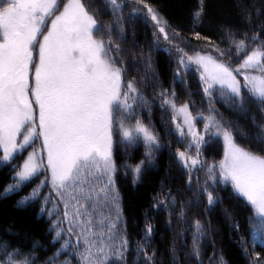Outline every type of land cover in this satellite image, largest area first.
Here are the masks:
<instances>
[{
  "label": "snow or ice",
  "instance_id": "obj_1",
  "mask_svg": "<svg viewBox=\"0 0 264 264\" xmlns=\"http://www.w3.org/2000/svg\"><path fill=\"white\" fill-rule=\"evenodd\" d=\"M102 2L104 9L116 17V24H101L91 4L85 0H0V171L8 168L13 181L5 187L4 193L20 189L26 182L38 178L42 171H47L50 177L45 176L31 194L18 203L22 205L37 198L40 189L49 184L63 202L62 219L58 217L52 225L55 230L53 245L60 240L63 243L43 264H72L73 257L77 264H127L129 239L120 227L122 209L115 187L118 169L113 153L117 137L119 143L126 146L142 142L144 155L150 163L155 151L163 147L158 134L143 123L137 112L139 107L151 114V103L137 87L136 77L126 79L128 68L120 55L121 45L114 43L111 35L118 30L120 38H126L125 27L120 21L128 0ZM131 2L140 6L132 8L133 13L143 10L145 21L150 18L152 22L151 43L157 49L163 48L170 57L175 53L173 83L186 85L187 75L194 71L199 74L202 92L209 101L208 115L202 111L194 115L190 110L194 102L178 105L174 87L170 93L161 89L157 94L161 110L171 112L170 134L185 145L183 151L177 149L174 155L186 170V186L190 191L193 172L204 171L203 185L198 176L195 178L199 187L196 199L189 204H199V196L206 195L208 210H211L222 203V198L213 191L223 185L230 197L243 199L254 210L258 227L254 225L253 232L264 231V123L258 121L255 114L248 116L254 108L264 119V40L259 33L253 34L251 41L258 43L249 51L247 33L244 39L237 40L236 33L227 30L237 57L243 54L242 61L233 67L195 49L189 54L185 50L189 47L186 38L175 29L169 32L171 26L156 8L146 0ZM203 11L201 0V8L195 14L197 22ZM260 12L256 9L257 15ZM246 23L252 24L251 13ZM259 27L264 32V24ZM97 32H107L108 38H97ZM194 35L212 44L210 38L201 37L199 32ZM215 47L221 57L225 55L224 50ZM149 74L155 75L150 54L143 77L145 87L149 86ZM214 93L231 110L250 119L258 130L246 132L237 124L239 139L252 147L238 143L232 127L217 118ZM132 120L135 123L129 124ZM200 121H203L202 130L197 128ZM38 140L41 141L39 150ZM220 141L223 158L212 163L202 159L206 146ZM30 148L32 150L28 151ZM144 163L142 160L131 169L133 183L140 179ZM50 198L51 194L44 197L45 205ZM177 203V198L169 192L167 199L158 200L154 205L157 208L172 205L169 228ZM45 211L49 216L53 214V210L42 207L41 212ZM225 215L227 217L228 213ZM186 216L185 205L181 204L177 223L184 222ZM190 227L192 250L189 254L199 260L211 222L206 229L197 219ZM186 231L182 228L177 235ZM153 234L154 228L148 224L143 242H137L136 264H140L141 259L144 264H156V250L151 255L148 253ZM73 235L75 243L71 239ZM9 247L6 241L0 243L3 250L0 264H36L33 250L27 253L15 248L8 251ZM169 254L171 264H179L175 240ZM60 256L66 258L60 260ZM219 264H226L222 255Z\"/></svg>",
  "mask_w": 264,
  "mask_h": 264
},
{
  "label": "trees",
  "instance_id": "obj_2",
  "mask_svg": "<svg viewBox=\"0 0 264 264\" xmlns=\"http://www.w3.org/2000/svg\"><path fill=\"white\" fill-rule=\"evenodd\" d=\"M91 4V10L95 12L101 24H116V17L111 11L104 9L102 0H85ZM158 10V12L168 21L169 32L172 29L179 31L180 35L186 38L189 44V51L193 49L210 54L217 59L237 66L243 59V54L237 57L235 48L231 46L227 30L236 33V39H244L247 33L248 50L255 47L257 42L251 41L253 34L259 33L260 39L264 40V32L260 31V25L264 24V0H203V13L200 22H197L195 14L201 8V0H146ZM140 7L128 0L127 6L123 8V20L120 21L125 27V39L120 38L118 30H114L111 35L114 43L121 45L120 55L123 57L128 71L126 79L137 78V87L144 93L152 106V113L137 108V112L143 123L155 130L160 138L163 147L154 153L151 163L146 159L145 147L143 143L136 146H126L117 144L113 153L118 171L115 173V187L120 197V207L122 209V222L120 227L124 229L129 239V251L127 253V264H136L137 242H143L144 231L148 224L154 228V234L148 253L151 255L156 250V264H171L169 248L175 240L179 253V264H219L221 255L226 264H264V231L253 232V226L258 227L254 211L243 199L237 200L230 197L229 191L224 190L223 185H218L213 191L214 195L222 198V203L208 210L207 196H199V204L191 206L190 201L196 199L198 185L195 178H200V185H203L205 175L203 170L193 172V183L191 191L187 185L186 170L175 157L177 149L183 151L185 145L177 142V137L170 134L169 129L173 127L171 123V112L162 111L159 107L160 98L157 95L161 89H167L169 93L173 87L177 93L176 102L178 105L188 101L192 113L202 111L208 113L209 101L204 97L202 86L199 82V74L190 71L186 77V85L174 84L173 73L176 68L175 53L170 57L166 51L157 49L151 43L154 28L150 18L146 22L143 18L144 11L133 13L132 8ZM104 9L97 11V9ZM256 9H260L259 15ZM252 14V24L246 23V18ZM132 19H129V17ZM199 32L201 37H208L212 41L209 45L203 39H197L195 33ZM97 38H108L107 32H97ZM163 44V40H161ZM183 46V42H181ZM225 51L224 56L216 51V47ZM164 47H168L164 44ZM143 49V51H141ZM187 51V48L185 49ZM151 55L153 70L155 75L149 74V86L145 87L143 77L145 76V64L147 57ZM155 84V87L153 86ZM214 108L220 114L226 125L232 127L237 136V142L244 147H252L239 139L237 124L242 125L246 132L255 133L258 130L251 124L250 119L244 114L231 110L214 93ZM255 114L257 120L264 123L253 108L248 116ZM134 124L135 120L129 121ZM256 150V149H252ZM194 153L195 150H192ZM222 154L221 141L211 146H206L202 159L212 163L217 162ZM144 161L140 179L133 183L134 168L140 161ZM12 174L8 168L0 171V243L8 242L12 249H20L27 253L33 250L36 256V264H43L45 259L60 248L63 240L53 245L52 238L55 230L52 225L57 218L62 219L63 202L57 195H52L46 185L40 190V195L35 199L19 204L25 196H29L40 178H35L31 182H26L20 189L4 193L5 187L12 183ZM230 185L228 188L230 189ZM171 192L177 198L176 211L171 215V228L168 226L169 210L160 206L154 207L158 200H165ZM51 194L49 202L44 204V197ZM56 194V193H55ZM185 205L187 212L186 220L177 223V213L180 205ZM53 210L51 216L48 212H41V208ZM225 212L228 213L226 217ZM114 215V213H113ZM251 218V222H250ZM200 220L207 229L208 222L211 228L201 245V256L197 260L191 256L192 250V229L190 225L194 220ZM238 225V227H233ZM63 226L67 228V222ZM182 228L187 231L183 235H177ZM78 231V229L76 230ZM67 238V237H65ZM75 243V235L71 237ZM255 239V243L253 242ZM35 245V247H33ZM71 251V249H69ZM258 254V255H257ZM3 250L0 249V256ZM143 254H141L142 256ZM65 256H60L64 260ZM72 264H77L76 258H72ZM140 264H144L141 259Z\"/></svg>",
  "mask_w": 264,
  "mask_h": 264
},
{
  "label": "rangeland",
  "instance_id": "obj_3",
  "mask_svg": "<svg viewBox=\"0 0 264 264\" xmlns=\"http://www.w3.org/2000/svg\"><path fill=\"white\" fill-rule=\"evenodd\" d=\"M187 51L189 52V54H192V52L189 51V48H187ZM241 79H242V78H241ZM194 115H195V114H194ZM206 115H207V114H206ZM217 118H218V119H221V120L223 121V119L221 118L220 114H218V113H217ZM223 122H224V121H223ZM197 128H198V129H201V130L203 129V121H200V122L197 124ZM40 145H41V141L38 140V141L36 142V146H37V149H38V150H39V148H40ZM222 146H223V145H222ZM31 150H32V149L30 148L28 151H31ZM24 156H25V157L27 156V152H26V155H24ZM44 157H45V164H46V152H44ZM222 158H223V155H222ZM222 158H221V159H222ZM221 159H220V160H221ZM41 173H42V176L39 175L40 181L43 180V179L45 178V176H49V177H50V173L47 172V171H42ZM39 184H40V183H39ZM37 185H38V184H37ZM37 185H36V186H37ZM36 186H35V187H36ZM46 187H47V189L50 191V193H51L52 195H54V196L56 195V194H55L56 192L52 190L50 184H49V185H46ZM42 188H43V187H42ZM42 188H41V189H42ZM41 189H40V190H41Z\"/></svg>",
  "mask_w": 264,
  "mask_h": 264
}]
</instances>
